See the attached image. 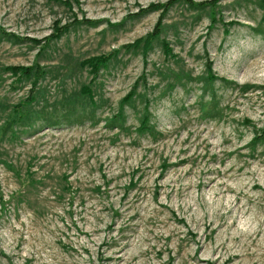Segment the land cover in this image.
Listing matches in <instances>:
<instances>
[{"label": "rangeland", "instance_id": "rangeland-1", "mask_svg": "<svg viewBox=\"0 0 264 264\" xmlns=\"http://www.w3.org/2000/svg\"><path fill=\"white\" fill-rule=\"evenodd\" d=\"M170 1L0 0V264H264V0Z\"/></svg>", "mask_w": 264, "mask_h": 264}, {"label": "trees", "instance_id": "trees-1", "mask_svg": "<svg viewBox=\"0 0 264 264\" xmlns=\"http://www.w3.org/2000/svg\"><path fill=\"white\" fill-rule=\"evenodd\" d=\"M176 1H179V0H171L170 1V5L173 4ZM185 1L189 4V2L187 0H185ZM62 4L63 5H67L68 7H70V3L69 2H63L62 1ZM155 8L156 7H154V5H152L151 7H148L145 10H140L139 12H140V14H142V13H146V12H148L150 10H155ZM72 25H77V24L74 21V24L72 22ZM72 25H68L66 27L63 26L61 28H57L58 25H55L53 27L54 30H53L52 34L48 38L45 39L46 42L49 43V42H51V40L54 41V40L59 39L60 36L64 35V33ZM156 34H158V33H151V34L147 35L146 37L138 40L137 43H134V44L130 45L128 47V49H130V48L138 49L139 48V49L142 50V53L145 54L149 50L150 46H152L151 45L152 42H153L152 40L154 38H156ZM140 45L142 46V48L140 47ZM116 52L117 51H114V52H112V53H110L108 55L99 56V57H93L91 59L85 60L84 62L81 63V66L82 67H87L91 71L90 73H92L93 76L95 77L97 75V72L101 68H104V67L107 66V64L110 62V59H112L115 56ZM210 66H211V64L209 63V65H208V69H209L208 70V74L210 76L208 77V80L215 81L216 79L211 73ZM6 71L10 72L13 76L18 77V79L23 77V78H26V79H32L33 80L32 87H31L32 90H31V93H30L29 97L25 101H23V102H21L18 105L13 107V114H12L13 117L12 118H14V119H11L10 123L12 125L13 124L17 125V124H20L22 122L23 118H24L23 117L24 113L22 112V109L24 110V107L30 105L33 102V100H34L33 92H34V89H35L34 87L36 86L38 80L40 78L44 77V75H43L44 73H43V70L37 64L32 65V66H27V67L11 66V67H7ZM136 86H135V88H134V90L132 92H130L125 98H123V100L121 101V104H124L125 102H128L129 99L131 100V96L133 95V93H134V91L136 89ZM81 93H83V94H85L87 96H90V91L88 90V88H83L81 90ZM261 137L262 138L264 137V132L262 133Z\"/></svg>", "mask_w": 264, "mask_h": 264}]
</instances>
